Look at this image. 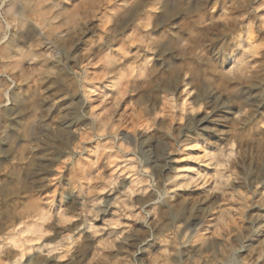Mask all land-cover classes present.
Wrapping results in <instances>:
<instances>
[{
	"label": "rangeland",
	"instance_id": "374dc122",
	"mask_svg": "<svg viewBox=\"0 0 264 264\" xmlns=\"http://www.w3.org/2000/svg\"><path fill=\"white\" fill-rule=\"evenodd\" d=\"M31 2L0 0V39L7 36V40L0 44V264H12L18 256L23 257L18 264H116L120 253L128 257V252L121 250L117 237L125 233V226L141 228L143 225L132 218L140 212L138 207L126 215H117L121 212L116 206L117 198L123 199L121 185L131 186L133 182L129 173L120 167L124 161L113 162L116 153H105L95 167H89V159L96 160L97 157L84 152L83 157L87 159L81 158V167L77 170V175L83 178L82 187L67 199L62 197L72 175V166L65 159L72 149V141L56 139V132L70 131L60 118L74 111L70 106L83 101L87 90H92V95L84 110L94 109L93 115L99 119L93 120L89 116L83 123L92 126L93 132L100 128L112 129L135 145L136 138L147 128L149 131L145 137L157 135L141 146V153L149 150L157 153L156 149L161 151V147L164 148L171 166L164 171L165 176L175 175L179 181L186 177L195 178L197 174L217 177L204 187H183L184 184L176 185V182L169 185L175 188L172 195L177 198V203L184 198H202L198 215L191 222L219 210L216 207L219 203H215L214 198L210 201L204 199L208 190L213 185L220 186L218 183L223 180L224 185H229L227 188L235 201L227 205L223 223L228 228L241 223L245 228L249 227L250 222H241L232 210L240 207L234 190L239 191L240 199L247 197L250 205L264 195V183L256 188L258 179L264 175V103L260 102L264 98V29L259 27L260 21L257 19L253 27L244 30L243 47L231 52L221 68V71L230 70L232 77L239 76L246 83L241 84V80L235 79L226 81L228 93L222 99L228 100L231 96L233 102L218 108L209 119L202 121L200 127L207 131L201 136L197 137L195 133L181 136L183 150L169 154L168 145L175 141L166 134L159 135L160 126L172 122L175 132L182 126L181 120L188 123L193 113L196 119H201L211 110L215 95L219 93L208 92L204 97L208 103L198 107L199 92L191 73L183 84L173 89L174 95L166 94L163 88L149 93V89L141 87L144 81L138 78L149 68L148 58L158 57L157 52L149 50L152 37L159 35L155 24L161 12L155 0H86L95 12L96 19L90 22V26H96V35L92 41H81L75 46L73 55L78 59L67 58L56 39L60 33L42 35L34 32L30 21L37 20V17L29 15ZM213 5L215 0H209V7ZM226 9L225 0H220L219 5H215V12L209 11L201 27L207 30L212 19L220 24L233 23L236 14L230 12L225 16ZM10 13L15 16L11 18ZM61 23L58 21L57 26ZM88 37H93V32H88L85 40ZM9 40H14L13 55L3 58L2 49ZM28 42L32 43L31 48H28ZM32 50L36 52L35 58L28 56ZM37 59L41 62L38 63ZM160 63L162 61L153 59L151 66L159 67ZM179 72L180 64L177 63L168 79H173L174 73ZM128 77L135 86L127 82ZM141 98L144 103H138ZM249 105L258 106L254 119H249L250 109L248 115H241ZM153 107L155 120L148 114ZM222 114L230 118L227 125L222 122ZM237 116L239 120H236ZM121 123L128 126L121 127ZM233 126L234 133L230 131ZM78 131L80 134L74 139H79L84 148L96 151L103 143V140L91 138L93 132ZM107 139L105 136L104 140ZM236 139L242 141V145L237 142L233 148L231 145ZM207 140L212 143L206 146ZM45 141L55 151L45 153ZM205 151L222 154L219 167L200 159ZM60 161H64L66 167H60ZM45 165L46 170L41 171ZM249 166L252 171L244 176V169ZM188 167L193 171L186 170ZM233 169L244 179H235ZM29 176L34 184L47 183L48 180L54 183L48 184L43 192L30 196L20 183ZM91 188L107 191L93 198L88 194ZM252 189L256 195H252ZM101 199L112 201L113 205L104 213L99 212L96 218L92 205ZM139 200L140 197L134 195L128 201L129 208H132V201ZM152 207L148 206L149 209ZM253 213L264 215V210L254 205L245 215ZM28 227L35 230L29 231ZM92 228L97 232L93 233ZM215 230L211 227L206 232ZM262 233L264 229L255 232L251 238L253 247L264 242ZM114 242L115 247L112 246ZM144 255L141 252L137 259Z\"/></svg>",
	"mask_w": 264,
	"mask_h": 264
},
{
	"label": "clouds",
	"instance_id": "9594fccd",
	"mask_svg": "<svg viewBox=\"0 0 264 264\" xmlns=\"http://www.w3.org/2000/svg\"><path fill=\"white\" fill-rule=\"evenodd\" d=\"M155 3L161 12V16L155 24L159 35L152 37V47L149 50L157 52L158 57L148 58L149 68L138 78L144 81L141 87L149 89V93L163 88L166 94L174 95L173 89L183 84L187 75L191 73L199 92L198 107L208 103L204 99L208 92H213L214 95L219 93L215 95V102L211 106V110L201 119H196L195 113H193L188 123L181 120L182 126L175 132L172 129V122L160 126L161 133L159 135L166 134V137H171L175 141L174 144L168 145L167 150L170 154L173 151L183 150L181 136L187 137L191 133H195L197 137L201 136L202 132L207 131V129H201L202 121L209 119L211 113L217 111L218 108H223L233 102L231 96L228 100L222 99L228 93L226 81L241 80V78L239 76L232 77L230 70L221 71V68L224 59L231 52L243 47L246 28L253 27L258 19L259 27L264 29V15H260V13H264V0H231L230 3L229 0H225L227 9L223 15L227 16L230 12L236 14L233 23L220 24L216 19H212L209 22L211 26L207 30L201 26L204 25L209 11L215 12V5H219L220 0H215V5L211 8L209 0H155ZM29 8L31 10L29 15L37 17V20L30 21L34 32H40L42 35L60 33L56 39L59 45L64 48L68 59H78L73 55L75 46L81 41L85 43L92 41L96 35L94 32L96 26H90V22L96 19L95 12L90 9L86 0H32ZM249 17L252 19L245 24L244 21ZM58 21H62V23L57 26ZM88 32H93V37H88V40H85ZM113 39H115V35H113ZM6 40L7 36L0 39V44ZM32 46V43L28 42V48ZM153 59L162 61L159 67L151 66ZM177 63L180 64V72L174 73V78L169 80L168 74ZM127 82L134 85L131 77L127 78ZM243 83L246 81L241 80V84ZM234 90L232 89V91ZM91 95L92 90H87L83 101L70 106L74 111H70L60 118L64 122V127L70 131L67 133L56 132V139H63L65 142L72 141V149L65 157L68 164L72 166V175L69 177V184L65 188V193H62V197L67 199L82 187L83 178L77 175V170L81 167V158L87 159L83 157L84 152L87 151L91 156L97 157L96 160L89 159V167H95L105 153H116V156L112 157L114 163L121 159L124 161L120 167L129 173L133 184L131 186L121 185L123 199L117 198L116 206L121 209L117 215H126L138 207L140 212L132 218L143 226L141 228L125 226V233L117 237L121 250L128 252V257L122 261V264H262L264 262V242L253 247V242L249 240L254 232L264 229V223H260V221H264V215L256 213L251 216L245 215L247 210L254 205H259L264 209V195L250 205L247 197L240 199L239 191L234 190L240 207L232 211L241 222L249 221V227L245 228L241 223L234 224L233 228H228L223 222H218L214 232H201L189 221L198 215L197 209L203 200L200 197L184 198L177 203V198L172 195L175 188L169 187V185L175 184L177 176H165L164 174L168 167L167 156L163 153H152L150 150L141 153V146L148 140H152L157 134L145 137V133L149 131L145 128L136 138L137 143L134 145L112 129L105 131L104 128H100L93 132L92 126H86L83 123L84 119L89 116L93 120L99 119L93 115L94 109L84 110V105ZM149 99H151L150 96ZM260 102L264 103V98ZM138 103H144L143 98L138 100ZM257 107V105H249L248 108L242 110L241 115H248L250 109L252 114L249 119H254ZM154 110V107L152 110H148V114L153 120L156 119L152 115ZM177 119L180 118L177 117ZM229 119L227 115L222 114V122L225 125L228 124ZM236 120H239V116L236 117ZM120 126L126 128L128 125L121 123ZM153 127L156 125L153 124ZM78 129L93 132L91 138L103 140V143L96 151L84 148L79 139H74L80 134ZM230 131L234 133L235 127L233 126ZM105 136L108 137L107 140H104ZM237 142L242 145V141L236 139L231 147L234 148ZM211 143V140H207L206 146ZM43 151L49 153L55 149L49 148L48 142L45 141ZM128 153H132V155L129 156ZM222 158L221 153L214 154L205 151L204 156L200 159L214 167H219ZM241 160H243V156ZM146 164L148 166H145ZM237 164L239 165L240 162L237 161ZM60 167H66L64 161H60ZM44 170H46V165L41 169V171ZM250 171H252L250 166L245 168L244 176H247ZM121 175L123 176V173ZM233 177L237 180L244 179L235 169H233ZM125 179L127 178L125 177ZM185 179L187 183L183 187L193 185L204 187L205 184H212L217 177H204L197 174L195 178L186 177ZM31 180L32 178L29 176L20 181L24 191L30 196L43 192L48 184L54 183L53 180H48L47 183L40 181L38 184H34ZM261 183H264V175L258 179L256 188ZM57 187L59 188V185ZM227 187L229 185H213L208 190V195L222 192L225 196L224 202L227 203L228 200L233 199L231 193L225 191ZM102 191H107V189L91 188L88 194L95 198ZM134 195H138L140 200L132 201V208H129L125 201L132 200ZM252 195H256L255 189H252ZM52 196H55V192L52 193ZM112 203V201L102 199L96 200L92 205L95 217L98 218L99 212L107 211ZM149 205L153 207L149 209ZM88 206L85 205V207ZM109 224L112 222L110 221ZM91 231L97 232L95 228H92ZM115 243H113V247H115ZM141 252L145 255L137 259ZM22 260L23 257L18 256L12 264H18Z\"/></svg>",
	"mask_w": 264,
	"mask_h": 264
},
{
	"label": "bare ground",
	"instance_id": "6f19581e",
	"mask_svg": "<svg viewBox=\"0 0 264 264\" xmlns=\"http://www.w3.org/2000/svg\"><path fill=\"white\" fill-rule=\"evenodd\" d=\"M9 16L11 18H13L15 15L14 13H10ZM22 23V22H21ZM20 26V25H19ZM6 35L3 36V38L5 37ZM13 41L14 40H9V42H7L5 44V46H3V49H2V57L3 58H6L8 56H11L13 55V53L11 52L12 51V45H13ZM24 54V52H23ZM28 56H33L35 58L36 56V52L35 50H32L31 53L28 55ZM41 59H37V62L40 63ZM161 147V146H160ZM157 153H163L164 155L167 156V163H168V167L165 169L168 170L171 168L170 166V162H169V156L167 154V152H164V148L161 147V151L157 150ZM112 155V154H111ZM184 168H180V170ZM186 170L188 171H193V168L192 167H188L186 168ZM218 175V174H217ZM220 175V174H219ZM223 177V176H222ZM133 182V180H132ZM176 185H181V184H185L187 183V181H185V178H182L180 181L179 180H176ZM219 185H224V181L222 180L220 183H218ZM225 191L229 192L230 193V188H226ZM214 198V199H213ZM202 199V198H201ZM211 199L214 200L215 203H219V205H217L216 207L218 208L219 207V210L209 214V215H206V216H203V217H198V218H195L194 221H190L191 222V225H193L194 227L196 228H199V230L201 232H206L207 230L209 231V229L211 227H215L217 225L218 222H223V216L226 214V210L228 209L227 205L230 203V202H233L234 201V198L233 199H230L228 200L227 203H225V196L222 192H219V193H215L213 196L212 195H208V194H205V199L204 201H210ZM235 202V201H234ZM126 204H128L129 206V202L128 201H125ZM113 205V204H112ZM111 205V207H112ZM264 210V209H263ZM104 213V212H103ZM189 222V223H190ZM260 223H264V221H260ZM34 227V226H33ZM30 228L28 227V230L29 231H34L35 228ZM36 227V226H35ZM258 232V231H257ZM255 236V232L252 234V236L249 237V240H251L252 237ZM118 261L116 264H122V261L126 258L125 254L123 253H120L119 256H118Z\"/></svg>",
	"mask_w": 264,
	"mask_h": 264
}]
</instances>
